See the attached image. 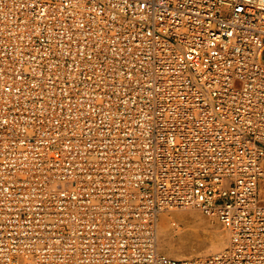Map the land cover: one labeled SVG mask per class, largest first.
Here are the masks:
<instances>
[{"label": "built area", "instance_id": "2783aa9c", "mask_svg": "<svg viewBox=\"0 0 264 264\" xmlns=\"http://www.w3.org/2000/svg\"><path fill=\"white\" fill-rule=\"evenodd\" d=\"M0 264H264V0H0Z\"/></svg>", "mask_w": 264, "mask_h": 264}, {"label": "rangeland", "instance_id": "374dc122", "mask_svg": "<svg viewBox=\"0 0 264 264\" xmlns=\"http://www.w3.org/2000/svg\"><path fill=\"white\" fill-rule=\"evenodd\" d=\"M188 208L189 209L177 208L173 210V211L191 210L196 213V216L190 221V225H189V229H191L194 237H192V239L188 241L183 240V242L186 241V244L185 242L181 243L182 241L181 239L175 241L177 247L181 251L182 258L206 257V256L215 254L221 251L222 249H224L229 242V236H228L226 229L223 227V225L215 217L205 215L197 208H194V207H188ZM173 211H170V212H173ZM174 221H175V224H172L174 223ZM169 224L175 230H178V227L179 228L184 227L182 222H180V220L175 217L169 219ZM221 239L224 241V245L218 250H213L214 247L217 245V243ZM159 247L161 249L160 251H162L163 253L171 257H175L173 256V254L170 253L168 249L163 247L160 244V242H159ZM181 247L183 250L181 249Z\"/></svg>", "mask_w": 264, "mask_h": 264}, {"label": "bare ground", "instance_id": "6f19581e", "mask_svg": "<svg viewBox=\"0 0 264 264\" xmlns=\"http://www.w3.org/2000/svg\"><path fill=\"white\" fill-rule=\"evenodd\" d=\"M187 209H189V208H187ZM195 216H196V213L191 211V210L173 211V212H170V213L168 212V213L162 214L161 218H160V221H159V224H158V250L159 251L161 250L160 247H159V242H160V244L163 247H165L166 249H168L170 251V253L173 254V256H175L177 258H182L181 251L177 247L175 241L181 239L182 240L181 243L185 242V244H186V241L183 242V240H187L188 241V240L192 239V237H194V235L192 234L191 229H189V225H190V221ZM174 217L179 219L180 222H182V224L184 225V227H180V228L178 227V230H175L169 224V219L174 218ZM178 244H180V243H178ZM223 245H224V241L221 239L217 243V245L214 247L213 250H218ZM181 249H182V247H181ZM160 252H162V251H160ZM186 258H188V257H186Z\"/></svg>", "mask_w": 264, "mask_h": 264}]
</instances>
